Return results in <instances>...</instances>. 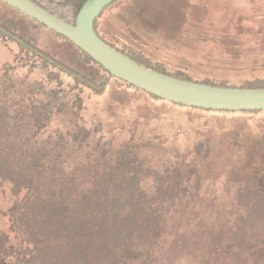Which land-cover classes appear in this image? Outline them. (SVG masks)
Wrapping results in <instances>:
<instances>
[{
  "label": "trees",
  "instance_id": "16d2710c",
  "mask_svg": "<svg viewBox=\"0 0 264 264\" xmlns=\"http://www.w3.org/2000/svg\"><path fill=\"white\" fill-rule=\"evenodd\" d=\"M32 1L74 24L86 0ZM158 1L123 3L142 20L140 8ZM177 1L187 11L188 1ZM105 10L95 20V31L140 65L210 85L264 87V76L241 85L197 78L188 71V63L171 69L142 45L121 46L99 31ZM0 37L19 47L13 61L0 67V264H264V129L248 144L238 132L226 138L244 149L246 158L255 159L231 168L225 196L204 192L203 176L187 161L207 156L210 138L200 137L187 152L171 147L161 128L147 129V111L141 114L147 118L142 127L138 116L133 121L119 119L121 129L129 133L120 144L99 139L86 146L83 162L72 163L68 144H84L102 130L100 122H87L84 111L89 95L101 94L112 75L78 47L86 61L95 62L109 76L95 80L70 68L2 23ZM18 68L28 70L29 82L13 78ZM34 71L41 78L30 79ZM108 108L115 115L114 105ZM58 118L66 129H58L54 138L43 135Z\"/></svg>",
  "mask_w": 264,
  "mask_h": 264
},
{
  "label": "rangeland",
  "instance_id": "374dc122",
  "mask_svg": "<svg viewBox=\"0 0 264 264\" xmlns=\"http://www.w3.org/2000/svg\"><path fill=\"white\" fill-rule=\"evenodd\" d=\"M124 1L106 9L98 22L99 31L119 45H142V49L150 51L155 59L164 60L171 69L179 67L182 62L188 63V71L197 78L210 77L241 85L244 80L264 76V0H187V11L181 9L180 1L160 0L158 5L154 2L140 8L142 20L133 16ZM131 6L135 8L136 3ZM0 23L70 68L95 80L109 76L95 62L86 61L84 54L67 38L1 0ZM18 49L16 42L0 37V67L4 62L13 61ZM27 71L18 68L12 76L25 80ZM31 76L30 79L41 78L37 71ZM109 77V83L101 94L89 95L84 111L87 122H100L102 130L84 144H68L66 151L71 154L69 159L72 163L83 162L88 149L86 146L99 139L111 140L114 145L127 139L129 133L121 129L120 120L133 121L137 116L139 127L149 118L147 129L161 128L171 147L177 146L185 152L190 151L200 137L210 138L207 156H196L194 161L193 157H187V153L184 157L191 165H196V173L204 178L203 191L211 192L212 196H225L229 189L225 187V179L232 167L255 159L253 156L246 158L245 150L231 145L226 138L238 132L240 139L248 144L264 129V112L217 113L180 107L150 98ZM111 105H114L113 116L107 111ZM146 111L148 117L142 119L141 114ZM58 129H66L59 118L48 126L43 135L54 138ZM144 183L150 184L149 181Z\"/></svg>",
  "mask_w": 264,
  "mask_h": 264
},
{
  "label": "water",
  "instance_id": "95a60500",
  "mask_svg": "<svg viewBox=\"0 0 264 264\" xmlns=\"http://www.w3.org/2000/svg\"><path fill=\"white\" fill-rule=\"evenodd\" d=\"M67 38L110 74L174 104L224 112L264 111V87L210 85L168 75L140 65L105 43L95 31L98 15L116 0H86L75 23H69L32 0H1Z\"/></svg>",
  "mask_w": 264,
  "mask_h": 264
}]
</instances>
